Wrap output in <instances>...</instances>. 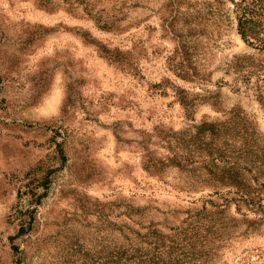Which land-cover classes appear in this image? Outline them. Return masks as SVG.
I'll list each match as a JSON object with an SVG mask.
<instances>
[{"label":"rangeland","instance_id":"rangeland-1","mask_svg":"<svg viewBox=\"0 0 264 264\" xmlns=\"http://www.w3.org/2000/svg\"><path fill=\"white\" fill-rule=\"evenodd\" d=\"M50 1L0 0V264H101L127 245L123 224L168 233L186 211L211 208L212 184L196 176L188 144L180 171L146 168V155L170 156L168 135L237 106L264 131L251 84L228 69L258 55L237 33L231 0ZM170 22L176 33L194 29L200 78L171 70ZM178 89L205 101L192 120ZM212 264H264V224L213 251Z\"/></svg>","mask_w":264,"mask_h":264},{"label":"trees","instance_id":"trees-1","mask_svg":"<svg viewBox=\"0 0 264 264\" xmlns=\"http://www.w3.org/2000/svg\"><path fill=\"white\" fill-rule=\"evenodd\" d=\"M51 4L50 0H38V5L44 8H52ZM231 4L237 33L258 56L235 57L228 69L241 76L247 85L251 84L249 88L254 90L264 109V0H231ZM212 16L216 21L221 16L220 9L213 8V4ZM95 21L100 28H107L100 20ZM172 23L168 25L170 31L179 40L174 57L170 58L171 70L183 80L200 78L191 62L192 50L196 48L188 45L194 29L176 33L177 30L171 28ZM81 36L93 44L88 33ZM99 48L104 57L113 60L108 50ZM176 94L189 119L194 107L200 101L205 102L198 96L188 97L184 89H178ZM217 96L212 95V106L217 105ZM225 114L222 119L203 120L192 126L193 133L186 130L168 135L167 148L171 155L160 159L147 154L145 160L146 168L155 172L163 173L171 168L180 171L183 169L181 158H184L182 148L188 144L190 152H185L189 162L192 165L191 160L196 157L195 163L201 170L202 175L196 176L201 178L200 182L212 184V201H206L211 208L204 204L186 211L181 225L169 228L168 233L149 225L141 234L123 224L127 245L117 251H107L101 264H212L213 251H219L230 240L253 233L264 224V131L239 106ZM187 134L189 139L185 142L183 138ZM233 207L241 217L231 212ZM132 213L142 215L139 209ZM248 213L258 217L249 218ZM126 233L131 237H126Z\"/></svg>","mask_w":264,"mask_h":264}]
</instances>
